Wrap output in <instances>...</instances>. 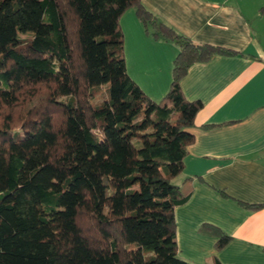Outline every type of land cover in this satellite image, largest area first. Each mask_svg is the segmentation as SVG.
<instances>
[{
  "label": "trees",
  "instance_id": "1",
  "mask_svg": "<svg viewBox=\"0 0 264 264\" xmlns=\"http://www.w3.org/2000/svg\"><path fill=\"white\" fill-rule=\"evenodd\" d=\"M140 1L0 0V264H190L177 256L173 218L190 180L171 181L202 104L179 81L235 53L178 35ZM128 10L177 47L157 102L125 71ZM101 86L106 98L93 103ZM203 231L215 251L229 241Z\"/></svg>",
  "mask_w": 264,
  "mask_h": 264
},
{
  "label": "crops",
  "instance_id": "2",
  "mask_svg": "<svg viewBox=\"0 0 264 264\" xmlns=\"http://www.w3.org/2000/svg\"><path fill=\"white\" fill-rule=\"evenodd\" d=\"M140 3L178 35L235 53L194 64L179 81L183 98L202 108L187 130L193 143L175 183L191 185L186 202L173 210L177 256L190 264H264V0ZM119 26L128 77L159 101L177 47L147 34L132 10ZM204 225L229 237L219 251Z\"/></svg>",
  "mask_w": 264,
  "mask_h": 264
},
{
  "label": "rangeland",
  "instance_id": "3",
  "mask_svg": "<svg viewBox=\"0 0 264 264\" xmlns=\"http://www.w3.org/2000/svg\"><path fill=\"white\" fill-rule=\"evenodd\" d=\"M131 12V11H130ZM129 14V13H128ZM70 17V16H69ZM71 25V23H70ZM105 89H106V86H101L99 88H96L94 91H93V94H94V97L92 98V102L93 103H101L103 100H105L106 98V95H105ZM179 177V176H178ZM174 178L171 183L173 185H175V183L177 182V178Z\"/></svg>",
  "mask_w": 264,
  "mask_h": 264
}]
</instances>
